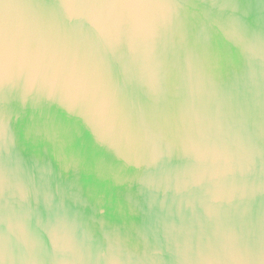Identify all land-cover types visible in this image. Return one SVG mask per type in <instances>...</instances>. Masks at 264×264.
Masks as SVG:
<instances>
[{
    "label": "water",
    "instance_id": "1",
    "mask_svg": "<svg viewBox=\"0 0 264 264\" xmlns=\"http://www.w3.org/2000/svg\"><path fill=\"white\" fill-rule=\"evenodd\" d=\"M0 264H264V0H0Z\"/></svg>",
    "mask_w": 264,
    "mask_h": 264
}]
</instances>
